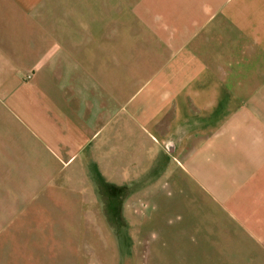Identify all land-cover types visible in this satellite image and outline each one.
I'll return each instance as SVG.
<instances>
[{"label":"crops","instance_id":"obj_1","mask_svg":"<svg viewBox=\"0 0 264 264\" xmlns=\"http://www.w3.org/2000/svg\"><path fill=\"white\" fill-rule=\"evenodd\" d=\"M129 184L264 264V0H0V242L76 243Z\"/></svg>","mask_w":264,"mask_h":264},{"label":"rangeland","instance_id":"obj_2","mask_svg":"<svg viewBox=\"0 0 264 264\" xmlns=\"http://www.w3.org/2000/svg\"><path fill=\"white\" fill-rule=\"evenodd\" d=\"M132 188L131 184L123 189L120 186L123 191L117 196L124 198V217L102 215L101 227L89 226L98 223L97 217L77 218L84 226L75 236L76 243L70 233L66 242L53 234L54 239L37 249L22 248L19 242H0V264H232L229 249L197 250L194 243L182 241L187 234L179 223L180 215L165 210L163 195L157 205L148 197H141L138 205ZM111 189L116 191V186ZM116 195L110 194V214L117 204ZM86 225L93 232H81L87 230Z\"/></svg>","mask_w":264,"mask_h":264}]
</instances>
